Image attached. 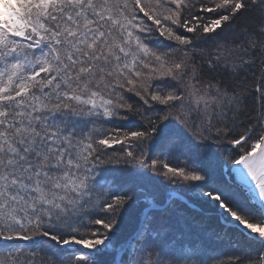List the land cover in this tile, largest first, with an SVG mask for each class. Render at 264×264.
Returning a JSON list of instances; mask_svg holds the SVG:
<instances>
[{"label": "snow or ice", "instance_id": "obj_1", "mask_svg": "<svg viewBox=\"0 0 264 264\" xmlns=\"http://www.w3.org/2000/svg\"><path fill=\"white\" fill-rule=\"evenodd\" d=\"M0 264H264V0H0Z\"/></svg>", "mask_w": 264, "mask_h": 264}]
</instances>
